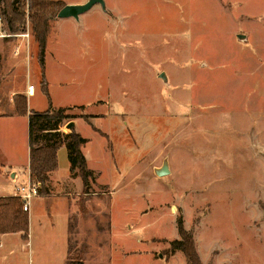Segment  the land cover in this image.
<instances>
[{
	"label": "rangeland",
	"instance_id": "rangeland-1",
	"mask_svg": "<svg viewBox=\"0 0 264 264\" xmlns=\"http://www.w3.org/2000/svg\"><path fill=\"white\" fill-rule=\"evenodd\" d=\"M17 25L30 60L0 46V113L15 112L9 93L28 83L29 108L44 111L28 0ZM48 25L49 99L69 106L60 130L86 139L94 175L89 194L77 200L79 177L67 190L73 253L185 264L169 252L181 215L204 256L264 264V0H104ZM165 161L170 173L156 175Z\"/></svg>",
	"mask_w": 264,
	"mask_h": 264
},
{
	"label": "crops",
	"instance_id": "crops-1",
	"mask_svg": "<svg viewBox=\"0 0 264 264\" xmlns=\"http://www.w3.org/2000/svg\"><path fill=\"white\" fill-rule=\"evenodd\" d=\"M14 42V40L0 38V46L2 48L10 46L11 54ZM47 51L48 43L44 52V77L48 90L50 81L46 75ZM19 55H21L22 65L27 66L30 60V43L29 53L23 50ZM0 60L3 61L1 53ZM26 73L28 74V71ZM6 75L11 79L15 77L12 72H7ZM33 93L34 91L31 94L28 93L27 88L24 90L11 89L9 102L13 104L12 97L16 94L24 95L28 101ZM51 105L52 107H65L54 105L52 102ZM27 109L32 110L28 104ZM73 129L75 130L74 126ZM28 162L27 114L20 115L13 111L0 113V196H13L16 185L30 181ZM57 162L56 170L49 173L47 181L49 194L37 195L30 200L27 210L28 238L23 239L22 232L0 234V264H65L68 257L74 254L70 248V215L72 212L68 198L70 194L67 190L70 186L74 190L76 186L74 182L79 176L69 171L68 153L65 146L57 150ZM81 190L82 187L76 191L77 200L80 198ZM197 251L202 263L222 264L215 260L212 254L208 257L204 256L200 250Z\"/></svg>",
	"mask_w": 264,
	"mask_h": 264
},
{
	"label": "trees",
	"instance_id": "trees-1",
	"mask_svg": "<svg viewBox=\"0 0 264 264\" xmlns=\"http://www.w3.org/2000/svg\"><path fill=\"white\" fill-rule=\"evenodd\" d=\"M4 8L0 14L5 18L6 26L15 31L23 19L25 0H1ZM64 3L61 0H28L29 19L38 42V61L41 66V89L48 97V107L44 111L27 109L26 97L16 94L13 98L15 113L28 116V144H29V178L38 184V195H48L47 181L49 173L56 170L57 150L65 146L68 153L69 171L80 177L82 193L89 194L93 182V171L87 166L86 157L82 152V145L86 142L79 133L71 131L61 132L60 126L73 118L68 113L69 107H52L46 80L44 77V52L49 31L48 22L57 15ZM81 117L85 118L81 114ZM263 217H264V205ZM178 238L171 240L170 254L181 251L185 264L202 263L195 246L194 238L183 223L181 215L175 219ZM28 213L22 208L21 199L16 196H0V234L22 232L23 239L28 238ZM65 264H83L80 254H71ZM212 264V263H208Z\"/></svg>",
	"mask_w": 264,
	"mask_h": 264
},
{
	"label": "built area",
	"instance_id": "built-area-1",
	"mask_svg": "<svg viewBox=\"0 0 264 264\" xmlns=\"http://www.w3.org/2000/svg\"><path fill=\"white\" fill-rule=\"evenodd\" d=\"M11 37L15 42L13 43V54L19 55L22 50L29 53L30 35L28 31L12 32L6 24L2 15H0V38ZM34 90L33 85L27 87V92L32 93ZM14 195L18 196L22 201L23 210L27 211L30 200L38 195V184L34 181H27L25 183L18 184L14 187Z\"/></svg>",
	"mask_w": 264,
	"mask_h": 264
},
{
	"label": "water",
	"instance_id": "water-1",
	"mask_svg": "<svg viewBox=\"0 0 264 264\" xmlns=\"http://www.w3.org/2000/svg\"><path fill=\"white\" fill-rule=\"evenodd\" d=\"M95 4H99L102 8H104V0H87L84 3H80V4H64L63 7H61L59 9V11L57 12L56 17L58 18H65V17H74V18H78V16L80 14H82L83 12H86L87 10H89L92 6H94ZM239 38H244L245 35L243 34H239L238 35ZM161 78H163L164 80L166 79L164 73L160 74ZM66 126L68 128H72L73 127V122L70 121L66 124ZM156 175L159 176H163L166 174L170 173L169 167H168V163L165 161L162 163V165L159 168H156L154 170Z\"/></svg>",
	"mask_w": 264,
	"mask_h": 264
}]
</instances>
